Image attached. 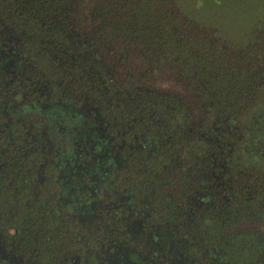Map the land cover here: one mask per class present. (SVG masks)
I'll return each mask as SVG.
<instances>
[{
	"label": "trees",
	"instance_id": "trees-1",
	"mask_svg": "<svg viewBox=\"0 0 264 264\" xmlns=\"http://www.w3.org/2000/svg\"><path fill=\"white\" fill-rule=\"evenodd\" d=\"M224 1L0 0L16 134L93 142L179 264H264V0Z\"/></svg>",
	"mask_w": 264,
	"mask_h": 264
},
{
	"label": "flooded vegetation",
	"instance_id": "flooded-vegetation-1",
	"mask_svg": "<svg viewBox=\"0 0 264 264\" xmlns=\"http://www.w3.org/2000/svg\"><path fill=\"white\" fill-rule=\"evenodd\" d=\"M11 66L0 65V264H179L149 208L119 187L93 142L71 152L34 126L16 134L27 113L5 77Z\"/></svg>",
	"mask_w": 264,
	"mask_h": 264
},
{
	"label": "rangeland",
	"instance_id": "rangeland-1",
	"mask_svg": "<svg viewBox=\"0 0 264 264\" xmlns=\"http://www.w3.org/2000/svg\"><path fill=\"white\" fill-rule=\"evenodd\" d=\"M227 1L228 0H225L224 1V3H225V5L227 4ZM228 14V13H227ZM229 15V14H228ZM250 17V14L248 13V14H245L244 12H242V11H240V10H238V12H234L233 11V13H232V17H231V19H232V21H231V23H232V26L234 25V30H232V32H233V34L234 35H236L238 38H242L243 37V35H242V33L244 32V30L245 29H247L248 27H250V24H246V22H248V18ZM224 24L227 26H230V20H225V22H224ZM228 30V29H227ZM5 77H7V75H5ZM6 79V78H5ZM7 97H9V95L7 96ZM12 97H14V95L12 96ZM31 114V113H30ZM24 116V117H23ZM22 117L26 120V121H33L32 120V117H31V115H29L28 113L27 114H24ZM19 117V116H18ZM5 119L3 118H1V122H3ZM28 123L29 122H26V124L24 125L25 127V132L28 130V131H33V130H29V127H30V125L31 124H29L28 125ZM34 130H37V128L36 127H34ZM83 157H85V153H83V155H82ZM120 180H121V178H120V176L118 177V179L116 180V181H118L119 182V184H121L120 183ZM124 186H125V184H124ZM81 230H82V228H80V233H81ZM83 233V232H82ZM81 233V234H82ZM131 245L133 246V245H136V243H135V241H131ZM135 248V247H134Z\"/></svg>",
	"mask_w": 264,
	"mask_h": 264
}]
</instances>
